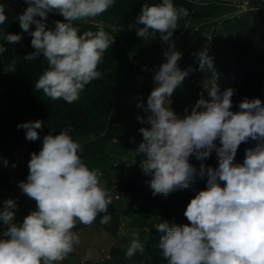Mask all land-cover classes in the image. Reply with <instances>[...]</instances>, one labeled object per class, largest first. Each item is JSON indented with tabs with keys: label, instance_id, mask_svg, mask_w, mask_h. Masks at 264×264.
<instances>
[{
	"label": "clouds",
	"instance_id": "9594fccd",
	"mask_svg": "<svg viewBox=\"0 0 264 264\" xmlns=\"http://www.w3.org/2000/svg\"><path fill=\"white\" fill-rule=\"evenodd\" d=\"M28 5L18 16L23 32L31 36L33 52L24 59L32 61L41 54L48 68L35 82V89L55 101L73 103L93 80L101 77L98 66L114 43L103 28L83 31L74 21L95 18L108 11L115 0H25ZM49 13L63 16V21L47 27ZM184 7L177 8L173 0L144 3L134 24L136 35L152 39L158 33L168 45L163 51L166 62L153 76L154 88L146 105L137 107L147 113L136 119L148 125L141 127L143 140L134 153L143 156L140 167L149 181L153 195L168 196L178 189H188L196 178H206V188L190 200L184 211L188 224L163 221L155 227L160 236L158 247L168 264H264V104L259 98H244L233 111L234 89L220 91L218 85L206 83L210 99L203 93L189 113L181 117L171 107V98L192 69H181L178 61L183 53L172 40L178 21L188 16ZM39 17L40 19H37ZM8 17L0 4V26ZM35 25V30L31 26ZM209 40L211 38H208ZM3 40L16 44L20 34L4 33ZM7 48L0 44V55ZM201 71L215 74L214 60L207 47L194 53ZM13 60L5 69L14 72ZM145 70H147L145 68ZM25 130L28 141L40 139L41 120L17 125ZM258 141L246 149L242 164L234 163L242 143ZM219 141V146H217ZM81 146L67 130L45 135L39 152H33L28 162L26 182L18 187L36 203V209L22 223H15V200L7 199L0 210V221L6 230L0 233V264H60L79 243L72 230L77 220L91 225L98 215L101 223L111 220L108 206L111 193L100 181L102 173L90 169L80 155ZM215 152L218 166L203 163ZM202 161L199 169L189 158ZM5 165L7 161H4ZM15 167V165H13ZM223 184V186H221ZM132 233L126 258L144 246Z\"/></svg>",
	"mask_w": 264,
	"mask_h": 264
},
{
	"label": "crops",
	"instance_id": "0c3cea01",
	"mask_svg": "<svg viewBox=\"0 0 264 264\" xmlns=\"http://www.w3.org/2000/svg\"><path fill=\"white\" fill-rule=\"evenodd\" d=\"M123 1H125L126 10L122 8ZM154 1L115 0V4L108 11L99 15L98 25L103 29L108 27L113 30L134 24L132 15L139 10H137L138 3L151 5ZM186 2V0H173L177 8L181 6L185 8ZM0 4L4 6L8 17L5 24L0 26V44L7 48V51L0 55V210L5 200H15L18 208L15 210L14 222L19 224L26 215L36 209L35 201L23 194L18 184L21 181L26 182L31 154L39 152L43 137L49 133L56 135L67 130L73 140L80 144V155L84 163L90 169H98L102 173L100 181L112 196V204L108 206L107 213L111 215L109 223H101L104 214L98 215L91 225H84L77 220L72 231L78 235L79 243L74 245V250L82 251L95 245L111 252L113 260L109 264H149V257L144 253L137 252L133 257L126 258V251L133 232L139 234L138 238L145 250L149 234L156 229L157 224L152 222V216L144 209V206L134 202L129 203V194L127 198L122 190V184L126 181L132 184L134 180H139L145 187L150 188L149 181L152 178L143 173L140 167L142 155L136 156L134 151L143 140L139 129L148 126L136 119L138 115L147 116L143 109L137 107V103L143 102L146 105L147 97L155 85L152 82L140 85L131 82V76L138 70V65L132 66L123 60L133 61L139 58L136 45L132 47L135 42L165 43L160 37L155 40L143 39L138 37L136 32L117 36L120 41L130 46H126L123 51L114 52L113 56L116 58L111 59L110 62L106 61L109 57L104 54L105 67H98L101 77L97 80L101 85L96 93L95 84H89L80 93L79 99L73 103H67L63 99L53 101L44 95L42 90L35 89V82L48 68V62L43 54L32 61L24 59L27 54L34 51L31 46V36L23 32L18 20V16L28 5L25 0H0ZM132 5L134 7H131ZM123 15L125 19L121 17ZM37 19L40 18L37 17ZM63 19L60 14L49 13L47 27L54 28V22L63 21ZM73 23L75 26V23L79 22ZM76 25L87 27L81 22ZM185 26L186 20L182 17L173 34L177 32L179 34ZM31 30H35V25L31 26ZM5 32L20 34L22 40L16 44H9L3 40ZM176 37V35L172 36L174 43L178 41ZM143 54L145 57V53ZM163 57L162 55L158 58L165 59ZM188 57L192 61L188 62L189 66L186 69L190 67L193 71L195 68L192 64H198V60L194 55ZM120 58L122 61H119ZM13 60L16 61L15 71L6 72L7 65ZM214 69L216 74L220 72V76H226L229 73L228 69L218 67ZM218 69L221 70L218 72ZM102 70L107 72L102 73ZM205 72L208 73V71ZM122 76H125L123 82ZM187 89L182 92L178 88L174 94V100H171L170 107L181 117L185 114V109H188L190 113L192 106L196 103L197 97ZM38 119L43 122L42 129L38 130L40 139L31 144L26 154V162L21 166L13 167L12 146L25 134V130L18 129L17 125ZM6 227L0 221V233L5 231ZM60 264L77 263L76 259L68 254Z\"/></svg>",
	"mask_w": 264,
	"mask_h": 264
},
{
	"label": "rangeland",
	"instance_id": "374dc122",
	"mask_svg": "<svg viewBox=\"0 0 264 264\" xmlns=\"http://www.w3.org/2000/svg\"><path fill=\"white\" fill-rule=\"evenodd\" d=\"M186 1L187 2L185 4V8L189 13L188 16L185 17L186 26L180 30L179 34L178 32L173 34L177 36L176 38L178 40L175 43L176 50L183 53L181 60L178 61L179 67L182 69H186V67L189 66L188 62L192 61H190V57L187 58V56H193L194 53H198L199 51H202L207 47L208 54L213 57L214 67L228 69L229 73L226 76H220L219 71V73L217 74H214L211 71H208L207 73L205 71L199 70L198 64H192V66H194L196 70L194 69L189 73V75L182 82V86L179 88V90L181 89L182 92L186 91L187 87L189 86V89L187 90H191V94L197 97L195 98V101H197L200 98L201 93H203V97L205 99H210L208 95V89L204 87L206 83L209 87L212 86V83H216L218 86H221L222 82L227 83L228 80L232 79V70H256L258 75L262 79H264V59L252 52L246 51V49L240 51V48H248V45L246 44H233L229 42L226 43L227 41L231 42L234 39H249V28H253L254 26H256L257 33L255 35V38L250 43L264 46V11L258 10V8L256 7V10H254L255 8H253L244 14H237L233 9L228 8V6L226 7L225 5L219 4L214 1ZM254 2L256 6L260 5L261 7H258L264 9V0H254ZM156 3H159V1L155 0L152 4ZM252 3L253 2H251L250 4ZM137 6V10H139L134 12V14L132 15L134 18V22L137 15H139L141 12L142 4L138 3ZM131 7L134 6L132 5ZM122 8L123 10H126L125 1H123L122 3ZM107 13L110 14L112 12ZM98 17L99 16L87 20H78L79 23H75V26H78L80 28L81 34L83 31H98L100 28H102L98 25ZM121 17L125 19L124 15ZM80 22L87 25V27L89 25V28L87 29V27L76 25L80 24ZM136 27H142V25L134 26L131 29H129L128 26H122V28L113 29L115 31H113L112 28L109 29L108 27H104V30L108 32L112 37H114V43L108 48L105 53L109 57L106 60L107 62H110L111 59L115 60L116 57L113 56L114 52L116 53L119 51H123L126 46H130V44L120 41L117 36L129 34L130 32H136ZM154 35L155 37L153 39L151 37H149V39L155 40L156 38L160 37L158 33ZM208 38L211 39L209 40ZM135 43L132 44V47L134 48L136 45L139 52V58L134 59L133 61L130 59L123 60L126 61L129 65H138V70L135 71L131 76V82L137 85L145 83L149 84L150 82H152V84L154 85L152 78L155 74V70H158L159 65L166 62L165 57H163L165 59H159L158 57L163 55V51L167 49L168 45L166 43L162 44L161 42L153 41L152 43L149 42L147 44L141 43V41ZM251 46L252 45H250V47ZM143 53H145V57ZM104 61L105 60H103V62ZM119 61H122V59L120 58ZM193 61L195 60L193 59ZM103 62L99 66L105 67V64ZM145 68L147 70H145ZM104 72L106 73L107 70H102V73ZM124 79L125 76H122L121 81L123 82ZM90 84H95V93L99 85H101L97 79L93 80V82H91ZM171 100H174V95L172 96ZM32 143L33 141H28L25 138V134L17 139V141L13 144L11 150L14 165L21 166L26 162V154ZM210 157L204 160L203 163L213 168L217 167L218 161H215ZM191 158L194 162V167L199 169L202 161L197 160L195 156H191ZM142 159L143 156L141 160ZM195 182L196 184L202 185L204 188H206V178L201 179L197 177ZM130 183L126 181L122 184V190L126 194L127 198V194H129V203L134 202L138 205L144 206V209L149 214H151L152 222H154L155 225L163 221H167L169 222V224H186V221L181 219V217L180 219H172L173 217H168L169 214L176 215L178 212V208L173 206L166 207L167 203H164V201L160 199L154 200L150 205H146L147 207L143 205L139 199H136V197L134 199H131L130 192L134 191L135 189L141 190V186L138 184L137 186H134V182H132V184ZM116 198H118V196H116ZM181 202L182 201L179 198L178 205ZM150 236L151 234H149L146 246L149 244L148 242L150 241ZM143 253L149 257V264H168L158 246H156L154 250H145ZM69 255L76 259L77 264H109L113 260V256L110 251L105 250L101 247H97L95 245L89 246L82 251H76L73 249V251L70 252ZM99 261L102 262L96 263Z\"/></svg>",
	"mask_w": 264,
	"mask_h": 264
},
{
	"label": "trees",
	"instance_id": "16d2710c",
	"mask_svg": "<svg viewBox=\"0 0 264 264\" xmlns=\"http://www.w3.org/2000/svg\"><path fill=\"white\" fill-rule=\"evenodd\" d=\"M256 26L253 28H249V39H234L231 42L227 41L226 43H241L248 45V48H240V51L243 49H246V51L252 52L256 54L257 56L264 59V46L256 45L250 43L256 35ZM251 32V33H250ZM245 40V41H244ZM250 45H252L250 47ZM238 49V48H236ZM249 49V50H248ZM221 69H218L220 71ZM225 70L223 71V73ZM231 73L233 74L232 79L228 80L227 83L222 82L221 86H218L220 91H224L228 88L234 89V95L232 97L233 99V111H238V104L241 100L244 98L248 99H255L259 98L264 104V79H262L256 70H232ZM217 146H219V141L216 142ZM258 141L249 140L247 143H242L238 150L237 154L234 160V163H240L242 164L245 158V151L249 148H254ZM211 159H214L215 161H218V158L213 151ZM194 163V162H193ZM151 176V175H150ZM152 178V176H151ZM129 182V181H128ZM135 184L134 186L140 185L141 190L135 189L134 191L130 192L131 199H139L143 205H150L154 200L160 199L164 201V203H167L166 207H177L178 212L177 214H169L168 217H173L172 219H183L186 221V224L189 222L187 221V218L184 216V211L187 207V204L190 202L192 198L200 191L204 190L205 188L202 185L192 184L188 189H178L174 191L173 193L169 194L168 196H164L162 194L153 195V192L150 188L145 187L139 180H134ZM223 186V184H222ZM167 198V199H166ZM179 198L181 199V203L178 205ZM147 207V206H146ZM151 238L148 242L149 244L146 246L145 250H154L156 246L159 244L160 236L163 235L162 233H159L157 229H154L150 232ZM144 250V251H145Z\"/></svg>",
	"mask_w": 264,
	"mask_h": 264
},
{
	"label": "built area",
	"instance_id": "2783aa9c",
	"mask_svg": "<svg viewBox=\"0 0 264 264\" xmlns=\"http://www.w3.org/2000/svg\"><path fill=\"white\" fill-rule=\"evenodd\" d=\"M204 1H206V2L214 1V2H217L219 4H223L226 7L228 6V8L233 9L237 14H244L253 8H255L254 10H256L258 8V10L264 11V9L260 8L261 7L260 5L256 6L254 0H204ZM251 2H253V3L250 4ZM258 6H260V7H258ZM189 162L194 166V163H193V160L191 157L189 158ZM100 262H102V261H99L96 263H100Z\"/></svg>",
	"mask_w": 264,
	"mask_h": 264
}]
</instances>
